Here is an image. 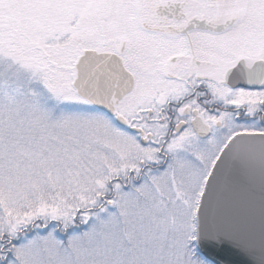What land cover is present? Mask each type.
<instances>
[{
	"label": "snow or ice",
	"instance_id": "obj_1",
	"mask_svg": "<svg viewBox=\"0 0 264 264\" xmlns=\"http://www.w3.org/2000/svg\"><path fill=\"white\" fill-rule=\"evenodd\" d=\"M0 264H264V0H0Z\"/></svg>",
	"mask_w": 264,
	"mask_h": 264
}]
</instances>
